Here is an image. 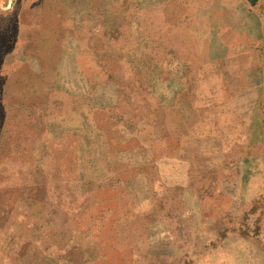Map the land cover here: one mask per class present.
<instances>
[{
  "label": "rangeland",
  "instance_id": "rangeland-1",
  "mask_svg": "<svg viewBox=\"0 0 264 264\" xmlns=\"http://www.w3.org/2000/svg\"><path fill=\"white\" fill-rule=\"evenodd\" d=\"M241 9L0 0V264H264Z\"/></svg>",
  "mask_w": 264,
  "mask_h": 264
},
{
  "label": "crops",
  "instance_id": "crops-1",
  "mask_svg": "<svg viewBox=\"0 0 264 264\" xmlns=\"http://www.w3.org/2000/svg\"><path fill=\"white\" fill-rule=\"evenodd\" d=\"M217 2H220L222 4H228L231 2H235L239 5H242V9L240 10V13L242 14L245 13L246 15L249 14V35L261 36V37L264 36V0H217ZM259 48L261 49L262 52H264V44H262ZM255 51L256 49L253 46H249V90L255 89L258 91V93H260L261 90L263 91L262 86L264 82L263 81L264 80V57L260 65L256 63L258 65V68L254 70L256 68L255 67L256 64H253V61L251 59L253 58V53ZM258 113H260V116H262V119H263V113H261V111L249 108V123L247 124L241 123L243 121V119H241V122H239L240 124H237L238 128L241 129V127L249 126V131H251L253 128L252 126L253 120H254L253 116L254 114H258ZM237 140H244V141H241L242 143H239L236 145V147H239L238 149H243L240 147H246V146H249V148L257 147L256 145L250 144V143L248 145L247 143L248 139H237ZM215 150H216V143H215ZM216 153H217V150H216ZM245 161L248 164L249 161L246 158H243L238 163V165L239 164L243 165ZM248 178H249V175L246 172L245 177H244L245 182L248 180Z\"/></svg>",
  "mask_w": 264,
  "mask_h": 264
}]
</instances>
